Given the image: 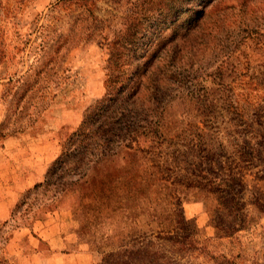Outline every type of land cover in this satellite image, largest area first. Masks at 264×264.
Masks as SVG:
<instances>
[{
	"label": "rangeland",
	"instance_id": "obj_1",
	"mask_svg": "<svg viewBox=\"0 0 264 264\" xmlns=\"http://www.w3.org/2000/svg\"><path fill=\"white\" fill-rule=\"evenodd\" d=\"M173 2L0 0V264H264V0ZM103 105L135 140L37 187Z\"/></svg>",
	"mask_w": 264,
	"mask_h": 264
},
{
	"label": "trees",
	"instance_id": "obj_2",
	"mask_svg": "<svg viewBox=\"0 0 264 264\" xmlns=\"http://www.w3.org/2000/svg\"><path fill=\"white\" fill-rule=\"evenodd\" d=\"M186 0H174L173 5L174 7H170V3H166L165 6L168 11H173L176 16L178 14L185 13L189 7L185 5ZM198 13H195L190 19L194 20ZM176 19V18H175ZM110 81V79H109ZM126 84L122 83L120 87H118V91L116 96H120L121 93L126 89ZM111 94V93H109ZM116 98H110L109 100L114 101ZM111 105L108 106H100L95 111L87 114L84 119L81 121L78 128L72 132L68 136V138L63 143V149L61 153L57 156V158L51 163L47 172L44 176V180L39 182L36 186L43 187L48 191L51 192H59L63 190L65 187L69 185L72 181L69 182L68 178L72 174H77L79 176L84 174V167L83 165L87 164L88 162L92 161L94 158H98L100 156H105L107 151L111 150L109 144L112 142L118 143L119 141L124 142V140H128V142L135 140L134 137L127 136L123 138L120 135H113L109 132V127L107 129H103L104 132L98 137V133L102 131L104 125H107V121L111 116L108 114ZM98 110V111H97ZM116 139V140H115ZM103 143V149L99 153H90L92 159H88L85 161V155L87 153L86 145H91V147L96 144V142ZM130 142L125 144L126 146H130ZM247 151V155L252 156V151L254 150L252 146L246 145L245 147ZM72 164V166H70ZM168 178V177H167ZM230 230L231 234H233L236 229L235 227H227ZM174 238L168 236L166 239H172L173 243L177 245H181L178 250L185 249L184 252H190L192 247H190V242L193 241V234L187 232H180L178 230L174 231ZM187 241V245H186ZM182 246H185L183 248ZM168 252H172L173 250H165ZM154 248H153V241H141L139 242H132L126 245L125 248H121L117 252H109L107 255L102 259L101 264H113L114 255L117 257H132L135 255L140 256V260L144 257H151L154 255ZM166 257V256H165ZM121 264H127V261L124 260ZM166 264H169L166 261Z\"/></svg>",
	"mask_w": 264,
	"mask_h": 264
}]
</instances>
